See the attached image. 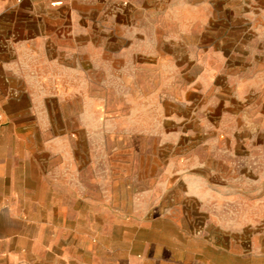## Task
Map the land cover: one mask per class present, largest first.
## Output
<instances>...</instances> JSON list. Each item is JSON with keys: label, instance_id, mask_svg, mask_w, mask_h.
Instances as JSON below:
<instances>
[{"label": "crops", "instance_id": "obj_1", "mask_svg": "<svg viewBox=\"0 0 264 264\" xmlns=\"http://www.w3.org/2000/svg\"><path fill=\"white\" fill-rule=\"evenodd\" d=\"M144 1L0 0V264H264L262 175L229 192L221 162L201 191L185 180L180 202L175 177L140 163L136 176L83 177L97 37ZM181 1L185 14L204 7Z\"/></svg>", "mask_w": 264, "mask_h": 264}, {"label": "rangeland", "instance_id": "obj_2", "mask_svg": "<svg viewBox=\"0 0 264 264\" xmlns=\"http://www.w3.org/2000/svg\"><path fill=\"white\" fill-rule=\"evenodd\" d=\"M187 2L204 7L115 9L119 29L97 37V84H82L83 177L136 176L140 163L146 176L175 177L180 202L185 180L201 191L221 162L229 192L264 176V0Z\"/></svg>", "mask_w": 264, "mask_h": 264}, {"label": "built area", "instance_id": "obj_3", "mask_svg": "<svg viewBox=\"0 0 264 264\" xmlns=\"http://www.w3.org/2000/svg\"><path fill=\"white\" fill-rule=\"evenodd\" d=\"M1 119H2V118H1V116H0V123H1Z\"/></svg>", "mask_w": 264, "mask_h": 264}]
</instances>
